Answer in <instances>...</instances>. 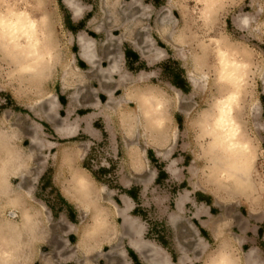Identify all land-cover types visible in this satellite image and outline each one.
<instances>
[{
	"label": "clouds",
	"instance_id": "9594fccd",
	"mask_svg": "<svg viewBox=\"0 0 264 264\" xmlns=\"http://www.w3.org/2000/svg\"><path fill=\"white\" fill-rule=\"evenodd\" d=\"M261 228L264 0H0V264H264Z\"/></svg>",
	"mask_w": 264,
	"mask_h": 264
},
{
	"label": "rangeland",
	"instance_id": "374dc122",
	"mask_svg": "<svg viewBox=\"0 0 264 264\" xmlns=\"http://www.w3.org/2000/svg\"><path fill=\"white\" fill-rule=\"evenodd\" d=\"M82 26H83V24L81 23L80 27H82ZM127 56H128V58H129V64H130V66H132V64L138 59V56L136 55V53H134V52L131 51V50H128V52H127ZM81 66H82V67H85V65H83V63H81ZM174 82H176L178 86H181V87L184 86V82H183L178 76L175 78V81H174ZM61 102H66L65 99H64V97H61ZM97 127H100V124H99V123H97ZM106 171H107V170L101 169V173H100V174H103V173H105ZM163 177H164V174L161 173V179H163ZM131 194L135 196V190H133V192H132ZM201 198H203V197H201ZM139 211H140V210L138 209V212H139ZM213 211H215V209H214ZM260 232H261V235H263V233H264V228H261ZM160 238H161V240H162L163 242L166 243V241H164V237H163V235H161Z\"/></svg>",
	"mask_w": 264,
	"mask_h": 264
},
{
	"label": "crops",
	"instance_id": "0c3cea01",
	"mask_svg": "<svg viewBox=\"0 0 264 264\" xmlns=\"http://www.w3.org/2000/svg\"><path fill=\"white\" fill-rule=\"evenodd\" d=\"M133 196H134V195H133ZM137 211H138V209H137ZM263 235H264V233H263ZM73 239H74V238H73ZM130 255H132V258H133L134 261H136V264H139V261L137 260L135 254H134V253H130Z\"/></svg>",
	"mask_w": 264,
	"mask_h": 264
}]
</instances>
